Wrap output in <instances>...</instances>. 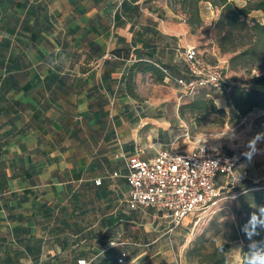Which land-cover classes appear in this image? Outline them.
<instances>
[{
  "label": "crops",
  "instance_id": "0c3cea01",
  "mask_svg": "<svg viewBox=\"0 0 264 264\" xmlns=\"http://www.w3.org/2000/svg\"><path fill=\"white\" fill-rule=\"evenodd\" d=\"M200 11L208 31L193 30L166 0H0V264H79L122 252L129 264L186 263L180 227L155 208L130 207L127 159L190 150L202 137L233 153L230 132L182 115L195 96L174 79L138 72V97L127 79L143 60L184 75L183 51L200 40L209 62L226 61L213 32L221 9L201 1ZM252 16L264 21L260 10ZM148 84L170 87L175 107L149 97ZM215 101L227 118L214 126L237 127L243 116L228 94ZM237 172L245 179L234 191L255 184L262 163L244 160Z\"/></svg>",
  "mask_w": 264,
  "mask_h": 264
},
{
  "label": "built area",
  "instance_id": "2783aa9c",
  "mask_svg": "<svg viewBox=\"0 0 264 264\" xmlns=\"http://www.w3.org/2000/svg\"><path fill=\"white\" fill-rule=\"evenodd\" d=\"M183 62L186 72L179 77H174L167 67L160 66L166 77L181 86L183 95H194L206 87L219 94H227L236 85L226 79V73L219 65L202 56L196 45L185 47ZM184 136L193 139L190 131H186ZM196 143L190 150H161L149 159L139 154L129 156L126 178L130 185V207H152L161 211L170 218L173 230L190 216L197 224L203 213L217 206L224 195L234 191L245 179L237 172L240 156L236 152L224 153L203 137L197 138ZM219 174L225 176L223 185L216 182ZM260 177L256 183L264 187V166ZM126 257L127 253L122 252L119 262L125 263ZM79 262L88 264L86 259Z\"/></svg>",
  "mask_w": 264,
  "mask_h": 264
},
{
  "label": "trees",
  "instance_id": "16d2710c",
  "mask_svg": "<svg viewBox=\"0 0 264 264\" xmlns=\"http://www.w3.org/2000/svg\"><path fill=\"white\" fill-rule=\"evenodd\" d=\"M201 1H209L214 7L221 9L222 15L213 26V32L217 43H219L220 51L233 53L230 59L233 66H237L241 62L253 66L257 62L264 61V21L253 16L250 17L252 12L256 10L264 13V0H250L244 6L236 5L233 0H174L175 3L181 5V13L186 17L193 30L202 27L204 24L200 11ZM114 52L126 55L128 53L121 49H116ZM130 69L127 88L133 97H138L135 81L138 72H152L158 80L165 78L164 71L150 61H137ZM232 88L227 94L238 115L247 117L248 114L256 110L264 111V70L260 74H253L247 83L236 84ZM218 94L214 90L200 89L195 97L181 105L180 112L182 115H190L200 124L209 120L212 115L215 116L213 121L224 122V119L227 118V112L217 105L215 98ZM255 186L257 183L251 187L254 188ZM262 188L249 189L248 192L240 195V199L249 201L248 208L238 225L234 222L227 223L228 225L231 224L234 231L230 240L240 239L244 236L245 228H251L249 222L253 214L258 219L264 220V213L260 211L261 208H264V187ZM255 231H264V226L257 223ZM213 248L214 251L207 256L208 264H232L224 248L217 246H213ZM248 248L250 254L244 258L243 264H248L249 259L254 254L264 253V236L258 237L255 245L248 246ZM79 260L78 263L81 264ZM86 261L88 264H129L126 261L120 263L119 257L115 256H97V258L86 259Z\"/></svg>",
  "mask_w": 264,
  "mask_h": 264
},
{
  "label": "rangeland",
  "instance_id": "374dc122",
  "mask_svg": "<svg viewBox=\"0 0 264 264\" xmlns=\"http://www.w3.org/2000/svg\"><path fill=\"white\" fill-rule=\"evenodd\" d=\"M169 6L178 15L183 16L181 13V5L174 2V0H166ZM259 20L263 21L261 17H257ZM204 22L203 31L210 30L209 20ZM197 29V28H196ZM206 41L200 40L197 43L202 51L205 52ZM196 45V44H195ZM226 56V61L221 59L219 62L220 67L223 69L226 79L235 84H245L247 83L253 74H260L264 70V61L257 62L253 66L246 62H241L237 66H233L230 62L233 53H224ZM255 67V68H253ZM153 88V89H152ZM145 93L149 97L157 98L161 101L170 102L169 110L175 107L174 101L175 97L178 96L173 90L168 86L150 87L149 84L146 86ZM181 93H179L180 95ZM198 92L192 96H196ZM191 97V96H185ZM215 116H211L209 120L205 121L206 129H217L223 130L218 131L220 133L228 134L230 136L231 143L228 144L229 150H233L240 156V162L244 160H249L247 158V152L249 151L247 144L250 140L256 137L258 134H264V112L261 110H256L250 113L246 119H242L235 130L232 128H226L224 126H214L218 124H223V122L213 121ZM210 132V131H208ZM217 132V134H218ZM227 132V133H226ZM226 133V134H225ZM251 160L264 166V135L261 136L255 144V154L252 155ZM249 189H263L259 184L254 188H242L239 187L236 191L227 193L218 202L217 206L210 209L201 215V220L194 224L192 216L185 220V223L177 227L180 231L184 232L185 235H181L179 240V251L186 255L185 264H208L207 256L209 253L214 251L213 246L225 248L228 253L230 261L232 264H243L244 258L248 257L249 247L255 245V241L258 237L264 236V231H255L249 234L247 228L240 239L230 240L233 235V230L231 224H239L240 219L244 218L247 212L248 200L240 199V195L249 191Z\"/></svg>",
  "mask_w": 264,
  "mask_h": 264
},
{
  "label": "clouds",
  "instance_id": "9594fccd",
  "mask_svg": "<svg viewBox=\"0 0 264 264\" xmlns=\"http://www.w3.org/2000/svg\"><path fill=\"white\" fill-rule=\"evenodd\" d=\"M262 135H264V134H258L256 137H254L252 140H250L248 142L247 147H248L249 151L247 152L246 155H247V158L249 160H251L252 155L255 154V144H256V141L259 140ZM260 211H261V213H264V208H261ZM249 223L251 225V228L250 229H247V231L249 232V234L255 232V228H256L257 223H259L262 226H264V220L258 219V217L255 214L252 215L251 220H250ZM248 264H264V253L254 254L249 259Z\"/></svg>",
  "mask_w": 264,
  "mask_h": 264
}]
</instances>
